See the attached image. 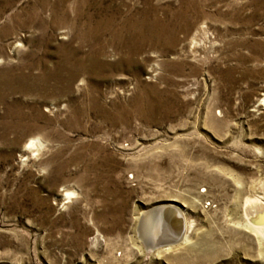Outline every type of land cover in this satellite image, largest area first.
Here are the masks:
<instances>
[{
  "label": "rangeland",
  "instance_id": "1",
  "mask_svg": "<svg viewBox=\"0 0 264 264\" xmlns=\"http://www.w3.org/2000/svg\"><path fill=\"white\" fill-rule=\"evenodd\" d=\"M127 14L173 41L66 95L21 88L73 26ZM3 25L0 264H264V0H0ZM168 208L184 233L151 248Z\"/></svg>",
  "mask_w": 264,
  "mask_h": 264
},
{
  "label": "bare ground",
  "instance_id": "2",
  "mask_svg": "<svg viewBox=\"0 0 264 264\" xmlns=\"http://www.w3.org/2000/svg\"><path fill=\"white\" fill-rule=\"evenodd\" d=\"M51 7V14L56 16L57 6ZM78 12L77 7L76 14ZM28 16L30 17L32 14H28ZM83 24H81L83 27L76 25L74 28L73 26L75 30V44L70 42L67 45L58 47L57 52L59 58L53 71L50 70L47 73H40L36 77H32L33 75L18 74V77L24 80H30L29 82H31L27 86L21 83L20 86L24 91H32L42 97L47 95H66L71 91L72 85L78 77L84 76L99 80L108 76L113 70L126 68L132 65L135 62V57L147 48H165L169 44V41H173L172 37L175 32L174 25L163 28L160 20L156 16H152L151 20L147 21L145 14L142 17L132 18L130 16L123 17L122 19H117L112 15L104 19L89 18ZM188 24L185 22L181 28L187 29ZM16 25L22 26L23 22L17 20ZM7 30H9L8 26L3 25L0 28V34L6 33ZM202 30H196L192 35L191 43L193 47L197 46L196 38L199 32L202 33ZM167 38L169 41H167ZM107 46L111 47L117 54V58L112 62L105 61L101 58ZM194 52L196 53V50ZM2 83L7 84L5 87L11 88L9 87L10 83L8 81ZM261 102L264 104V96ZM27 146L30 149L33 147L36 148L39 146V140L37 138H31ZM71 193V191H66L63 194V200L71 197ZM169 209L166 210L167 213ZM184 240H186L185 236L182 238V241Z\"/></svg>",
  "mask_w": 264,
  "mask_h": 264
},
{
  "label": "water",
  "instance_id": "3",
  "mask_svg": "<svg viewBox=\"0 0 264 264\" xmlns=\"http://www.w3.org/2000/svg\"><path fill=\"white\" fill-rule=\"evenodd\" d=\"M162 209L156 214V225L152 228L154 240H147V246L151 248L166 247L178 243L184 233L183 218L178 211L170 208Z\"/></svg>",
  "mask_w": 264,
  "mask_h": 264
}]
</instances>
